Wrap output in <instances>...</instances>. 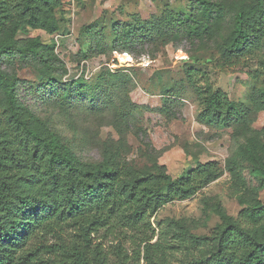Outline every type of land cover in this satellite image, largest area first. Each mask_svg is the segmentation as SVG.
<instances>
[{
    "label": "rangeland",
    "instance_id": "rangeland-1",
    "mask_svg": "<svg viewBox=\"0 0 264 264\" xmlns=\"http://www.w3.org/2000/svg\"><path fill=\"white\" fill-rule=\"evenodd\" d=\"M196 1L62 0L54 11L59 29L53 34L29 26L18 30L13 35L18 46L1 64L10 77L17 78L21 102L79 161L152 173L164 165L172 178L208 161L222 167L216 180L188 198L167 202L151 216L152 243L166 247L159 264H185L199 255L192 236L210 237L222 223L221 211L236 218L249 203H264V178L253 172L245 148L247 142H254L264 160V35L254 39L240 63L232 66L225 63L222 47L237 9L254 0H207L212 11L198 37L174 33L172 16L186 17ZM128 22L154 32L153 39L139 44L135 54L111 47L114 28ZM96 32L101 37L98 46L93 40ZM32 40L41 44L39 58L28 53ZM190 69L195 70L192 81ZM201 73L244 109L245 121H198ZM50 84L61 88L63 96L43 102L36 90ZM168 97L174 100L177 118H169L164 110ZM0 136L13 148L23 149L21 133L1 109ZM33 172L38 174L35 168ZM31 183L25 182L27 190ZM37 184L33 192L28 191L42 196L43 181ZM95 236L94 241H102L115 260L112 251L119 240ZM44 240L60 241L55 234ZM123 241L125 264H147L144 245L135 252L129 238Z\"/></svg>",
    "mask_w": 264,
    "mask_h": 264
},
{
    "label": "trees",
    "instance_id": "trees-1",
    "mask_svg": "<svg viewBox=\"0 0 264 264\" xmlns=\"http://www.w3.org/2000/svg\"><path fill=\"white\" fill-rule=\"evenodd\" d=\"M61 1L0 0V109L21 133L23 147L17 150L0 136V264H125L128 260L125 238L131 240L135 252L144 245L147 264H159L166 247L152 243L155 229L151 216L167 202L188 198L216 180L223 173L222 167L216 161H208L172 178L164 165L158 173L124 166H90L79 161L21 102L17 78L10 77L1 64L18 46L13 38L18 30L29 26L53 34L59 29L54 11ZM210 4L197 0L186 17L172 16L174 33L197 38L207 27ZM153 34L140 23H123L114 28L111 47L120 53L135 54L136 47L153 39ZM263 35L264 0L240 6L222 45L228 60L225 63L230 66L240 63L254 39ZM93 40L97 46L101 43L99 33L94 34ZM40 46L37 40H32L28 53L39 58ZM194 74L195 70H188L191 81ZM201 74L204 81L197 87L202 103L198 121L210 124L245 121L244 109L225 91L216 88L206 73ZM50 87L36 90L43 102L63 96L61 88L51 84ZM173 103L168 97L163 104L169 118L178 116ZM245 148L254 165L253 172L264 178V160L256 144L247 142ZM60 170L64 173L60 174ZM37 180L43 181L42 196L28 191L38 185ZM26 181L32 182L28 190ZM220 215L222 223L210 237L192 236L193 248L198 249L199 255L185 264H264V203H249L236 218L225 211ZM65 233H69L68 238ZM49 234H55L60 241L47 243L44 237ZM95 235L119 240L112 251L117 256L115 260L110 258L102 241H94Z\"/></svg>",
    "mask_w": 264,
    "mask_h": 264
}]
</instances>
